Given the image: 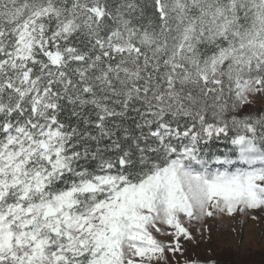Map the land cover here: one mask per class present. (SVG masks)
<instances>
[{
	"label": "snow or ice",
	"instance_id": "1",
	"mask_svg": "<svg viewBox=\"0 0 264 264\" xmlns=\"http://www.w3.org/2000/svg\"><path fill=\"white\" fill-rule=\"evenodd\" d=\"M264 218V0H0V264H216Z\"/></svg>",
	"mask_w": 264,
	"mask_h": 264
},
{
	"label": "rangeland",
	"instance_id": "2",
	"mask_svg": "<svg viewBox=\"0 0 264 264\" xmlns=\"http://www.w3.org/2000/svg\"><path fill=\"white\" fill-rule=\"evenodd\" d=\"M185 247L194 256L216 264H264V218L242 224L225 219Z\"/></svg>",
	"mask_w": 264,
	"mask_h": 264
}]
</instances>
